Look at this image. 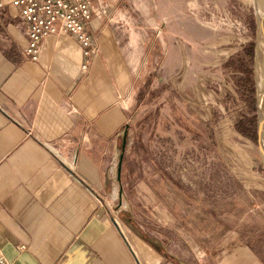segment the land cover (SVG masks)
<instances>
[{
	"label": "rangeland",
	"instance_id": "1",
	"mask_svg": "<svg viewBox=\"0 0 264 264\" xmlns=\"http://www.w3.org/2000/svg\"><path fill=\"white\" fill-rule=\"evenodd\" d=\"M92 4L124 61V120L108 140L112 176L127 126L123 207L115 186L110 212L169 264H264L255 0Z\"/></svg>",
	"mask_w": 264,
	"mask_h": 264
},
{
	"label": "crops",
	"instance_id": "2",
	"mask_svg": "<svg viewBox=\"0 0 264 264\" xmlns=\"http://www.w3.org/2000/svg\"><path fill=\"white\" fill-rule=\"evenodd\" d=\"M86 29L98 47L86 69L69 33L44 38L33 61L19 8L0 0V256L169 264L109 210L117 182L108 140L124 120V61L101 22Z\"/></svg>",
	"mask_w": 264,
	"mask_h": 264
},
{
	"label": "built area",
	"instance_id": "3",
	"mask_svg": "<svg viewBox=\"0 0 264 264\" xmlns=\"http://www.w3.org/2000/svg\"><path fill=\"white\" fill-rule=\"evenodd\" d=\"M19 8V14L27 23V45L25 53L35 61L39 57L40 45L44 38L59 33L74 35L83 48L86 69L97 52V45L86 29L98 11L92 0H12ZM0 264H11L0 256Z\"/></svg>",
	"mask_w": 264,
	"mask_h": 264
},
{
	"label": "water",
	"instance_id": "4",
	"mask_svg": "<svg viewBox=\"0 0 264 264\" xmlns=\"http://www.w3.org/2000/svg\"><path fill=\"white\" fill-rule=\"evenodd\" d=\"M262 3L260 2V0H255V10H256V19H257V26L259 31L261 32V40L262 43L264 44V23H263V18L261 16L262 11ZM258 101L261 103V98H260V94L258 92ZM261 118V117H260ZM260 118L258 121V135H259V146H260V151L262 153V155L264 156V143H262V139H261V129H260ZM126 135H127V126H125L122 129V134H121V144L119 147V152L116 154V164H115V169L113 170V175H114V180L117 182V187H118V191H117V204L115 206V208L121 210V208L123 207V191H122V186L120 184V172H121V166H122V158H123V153H124V149H125V144H126ZM124 222L126 223V225L136 234H138L139 236H141V234L139 233V231L135 228L132 218L129 216V219H125ZM143 238V236H141ZM145 239V238H143ZM147 240V239H145ZM148 242H150L149 240H147ZM151 243V242H150Z\"/></svg>",
	"mask_w": 264,
	"mask_h": 264
},
{
	"label": "bare ground",
	"instance_id": "5",
	"mask_svg": "<svg viewBox=\"0 0 264 264\" xmlns=\"http://www.w3.org/2000/svg\"><path fill=\"white\" fill-rule=\"evenodd\" d=\"M260 2L262 3V8H261L262 14H261V16L263 18V23H264V0H260ZM263 51H264V44H263ZM257 53H258V51H257ZM259 94H260V98L262 100L264 98V70H263V74L261 76V80H260V84H259ZM260 125H261L260 126L261 131H262L264 128V116L261 117ZM262 141H263L262 143H264L263 139H262Z\"/></svg>",
	"mask_w": 264,
	"mask_h": 264
},
{
	"label": "flooded vegetation",
	"instance_id": "6",
	"mask_svg": "<svg viewBox=\"0 0 264 264\" xmlns=\"http://www.w3.org/2000/svg\"><path fill=\"white\" fill-rule=\"evenodd\" d=\"M118 211H120L119 209H117Z\"/></svg>",
	"mask_w": 264,
	"mask_h": 264
}]
</instances>
